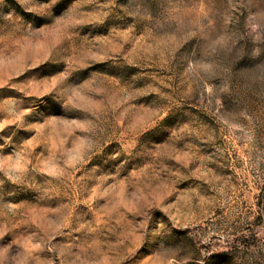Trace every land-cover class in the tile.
Listing matches in <instances>:
<instances>
[{"label": "rangeland", "instance_id": "obj_1", "mask_svg": "<svg viewBox=\"0 0 264 264\" xmlns=\"http://www.w3.org/2000/svg\"><path fill=\"white\" fill-rule=\"evenodd\" d=\"M205 254L264 264V0H0V264Z\"/></svg>", "mask_w": 264, "mask_h": 264}, {"label": "snow or ice", "instance_id": "obj_2", "mask_svg": "<svg viewBox=\"0 0 264 264\" xmlns=\"http://www.w3.org/2000/svg\"><path fill=\"white\" fill-rule=\"evenodd\" d=\"M45 2H47V0H45ZM54 74V73H53ZM53 74H51V75H53ZM50 75V76H51ZM41 79V78H40ZM61 87H63V85H61ZM50 94H55V95H57L58 93H57V91H53V92H51ZM49 94V95H50ZM45 97V96H44ZM166 228H171V225H167L166 226ZM165 231H166V229H165ZM213 256H214V254L213 255H208V254H205L204 256H202L200 259H201V261H202V264H210V262L213 260Z\"/></svg>", "mask_w": 264, "mask_h": 264}, {"label": "clouds", "instance_id": "obj_3", "mask_svg": "<svg viewBox=\"0 0 264 264\" xmlns=\"http://www.w3.org/2000/svg\"><path fill=\"white\" fill-rule=\"evenodd\" d=\"M157 219H161V217H157Z\"/></svg>", "mask_w": 264, "mask_h": 264}]
</instances>
